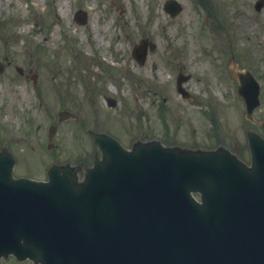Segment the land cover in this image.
Segmentation results:
<instances>
[{"label":"rangeland","instance_id":"obj_1","mask_svg":"<svg viewBox=\"0 0 264 264\" xmlns=\"http://www.w3.org/2000/svg\"><path fill=\"white\" fill-rule=\"evenodd\" d=\"M177 1L183 11L171 18L164 10L166 0L157 10L156 0H0V59L13 63L0 75V147L19 159L18 172L37 174L51 161L77 163L87 152L93 155L98 149L81 126L84 117L97 113L103 128L126 147L149 137L192 148L223 145L250 162L245 126L261 135L264 131L245 119L244 101L227 65L235 55L240 69L259 80L262 104L255 117L264 121V7L257 11V0H210L211 8L207 0ZM80 9L88 13L87 25L75 21ZM221 23L226 27L221 29ZM88 38L99 57L107 56L112 45L121 76L115 77L116 87L113 80L106 82L108 90L102 69L94 81L79 82L72 94L79 107L70 105L80 121L62 126L56 147L47 149V132L59 106L51 103L52 94L40 97L31 79L20 80L16 67L37 72L48 86L50 65L68 54L65 63L79 67ZM145 38L156 51L140 66L132 58V45ZM179 73L191 75L184 84L188 100L177 92ZM89 81L97 86L93 92L87 89ZM105 96L117 99L118 106L109 108ZM160 108L169 113L165 122L158 116Z\"/></svg>","mask_w":264,"mask_h":264},{"label":"water","instance_id":"obj_2","mask_svg":"<svg viewBox=\"0 0 264 264\" xmlns=\"http://www.w3.org/2000/svg\"><path fill=\"white\" fill-rule=\"evenodd\" d=\"M263 5L261 0L259 9ZM166 7L172 16L182 9L174 1ZM231 74L254 121L260 86L250 72L232 67ZM247 133L252 167L224 148H164L152 141L125 151L96 135L102 159L82 182L78 168L67 165L50 171V183L31 184L38 194L26 211L30 218L19 222L24 234L0 236V258L14 254L36 264L260 263L264 139ZM13 167V158L0 152V181L4 172L13 181ZM193 192L201 193V203Z\"/></svg>","mask_w":264,"mask_h":264},{"label":"flooded vegetation","instance_id":"obj_3","mask_svg":"<svg viewBox=\"0 0 264 264\" xmlns=\"http://www.w3.org/2000/svg\"><path fill=\"white\" fill-rule=\"evenodd\" d=\"M53 75V88L61 92H69L72 89L73 80L71 75L67 74L65 70H54ZM62 117H65L63 114ZM20 264V263H16ZM25 264H32L31 262Z\"/></svg>","mask_w":264,"mask_h":264}]
</instances>
